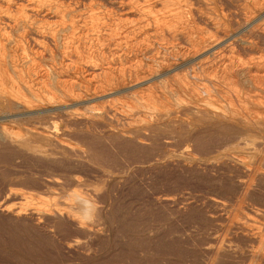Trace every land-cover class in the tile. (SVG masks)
I'll return each mask as SVG.
<instances>
[{
  "label": "bare ground",
  "instance_id": "6f19581e",
  "mask_svg": "<svg viewBox=\"0 0 264 264\" xmlns=\"http://www.w3.org/2000/svg\"><path fill=\"white\" fill-rule=\"evenodd\" d=\"M170 98L191 118L240 130L219 147L239 173V195L210 196L222 212L205 264L240 249L238 237L245 264H264V201L251 196L264 180V0H0V109L56 116L25 134L2 126L10 140L34 135L72 149L76 126L98 122L127 125L125 136L156 125ZM69 196L63 208L26 207L91 233L77 215L88 198Z\"/></svg>",
  "mask_w": 264,
  "mask_h": 264
},
{
  "label": "rangeland",
  "instance_id": "374dc122",
  "mask_svg": "<svg viewBox=\"0 0 264 264\" xmlns=\"http://www.w3.org/2000/svg\"><path fill=\"white\" fill-rule=\"evenodd\" d=\"M160 107L164 115L156 125L125 136L119 132L128 126L121 123L76 126L67 137L72 149L34 135L10 140L2 126L25 134L56 116L0 109V264L207 263L222 212L211 199L239 195V173L223 163L219 147L240 130L191 118L174 98ZM262 187L264 180L253 200L264 201ZM74 192L101 206L91 233L64 216L36 217L26 207L43 201L63 208ZM20 207L23 214L14 216ZM236 245L240 249L224 253L219 264L246 263L247 243L238 237Z\"/></svg>",
  "mask_w": 264,
  "mask_h": 264
},
{
  "label": "clouds",
  "instance_id": "9594fccd",
  "mask_svg": "<svg viewBox=\"0 0 264 264\" xmlns=\"http://www.w3.org/2000/svg\"><path fill=\"white\" fill-rule=\"evenodd\" d=\"M100 205L94 199H84L77 210V215L84 218L86 223L94 222L100 214Z\"/></svg>",
  "mask_w": 264,
  "mask_h": 264
}]
</instances>
